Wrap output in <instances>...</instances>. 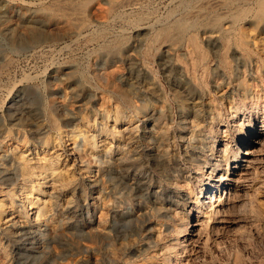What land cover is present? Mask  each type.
<instances>
[{"label": "bare ground", "instance_id": "obj_1", "mask_svg": "<svg viewBox=\"0 0 264 264\" xmlns=\"http://www.w3.org/2000/svg\"><path fill=\"white\" fill-rule=\"evenodd\" d=\"M138 1L6 0L0 30L15 47L60 45L82 36L89 15L108 24L111 14ZM181 6L185 14L133 42L116 33L90 52L84 71L72 58L57 65L54 80L70 84L61 87L63 95L39 99L30 92V100L7 107L0 119V264H12L19 246L29 257L50 256L60 245L63 264L76 263L82 248L109 233L102 192L119 185L128 197L123 207L133 200L123 219L141 218L115 247L123 249L120 264H192L207 244L204 230L228 222L237 229L240 217L223 216L245 207L250 194L264 200V0H184ZM153 56L181 95L174 123L166 103L154 100L163 101L161 91L143 81L152 75ZM209 72L216 78L212 88L220 89L216 98L204 80ZM89 79L99 100L88 94ZM240 145L244 151L234 152ZM85 206L92 222L77 236L75 220ZM72 231L75 248L65 239Z\"/></svg>", "mask_w": 264, "mask_h": 264}, {"label": "rangeland", "instance_id": "obj_2", "mask_svg": "<svg viewBox=\"0 0 264 264\" xmlns=\"http://www.w3.org/2000/svg\"><path fill=\"white\" fill-rule=\"evenodd\" d=\"M23 1L25 2L33 1L35 3L42 1L47 3L50 0H23ZM182 1L184 2V0H139L138 2L132 4L131 6L130 5L125 6L123 7V9L121 8L120 12L116 16L114 15V13L111 15L109 14L110 16L108 17V24L107 23L102 24L95 21V17H94L95 15L91 14L89 15L90 16L89 26H87L84 29L85 31L83 30L82 36L74 37L72 39H67L66 42H63L60 45L58 43V45L54 46L51 45V43H47L45 47L36 50L35 49L31 50L30 48L25 49V48L15 47L13 45V37L8 32L0 30V50H1L0 51V116H1L0 119L1 120L4 119L6 110H8L7 107H9L12 103H14V107H15V102L18 100L19 101L30 100V98L33 96L29 94L30 92L34 94V96H37L39 99H44L43 97L45 98L53 97V96L59 97L63 95L64 86L69 87L70 84L63 85L62 83L54 80L53 76L57 75L56 72L57 65L64 62H69L70 59L72 58L71 59L72 62L73 61L75 63L77 62V64L82 63L81 65L84 64L83 65L84 68H82V70L83 71L86 70L85 67L87 63L89 64L92 62L90 56L92 55L91 53H93L94 49L98 48L100 45H104L105 43L110 42L117 35L122 33L123 37L127 38L128 40L130 39V41L133 42V40L136 38L135 36H138L146 31H150L154 29L157 30L164 23L172 22L173 19L176 20V18L181 17L182 14L186 13V10H184L181 6L183 4ZM104 3L103 4L105 6H108L107 2ZM193 6L191 10H197L199 7L198 4L197 6L195 4ZM6 9H7L6 0L5 1L0 0V15L2 17L6 14ZM138 20L140 21L135 22ZM100 25L105 26L106 28L100 27ZM122 30L124 33L122 32ZM101 32L104 33L101 34ZM116 33L118 34L116 35ZM99 34L101 35L99 36ZM199 39L201 40L202 36ZM201 41L205 46L206 42L203 41V39ZM205 48L208 49L207 46H205ZM88 51L89 53L87 54ZM208 51H209V57H211L212 55L213 58L214 53L209 49ZM68 53L69 54L73 53L74 57L69 55ZM77 59L79 60L76 61ZM158 59H160V57L153 56L152 61L150 62V64H152L150 66L153 69L152 75H150L147 79H144L143 81L150 83L152 85L155 84L154 86H156L161 91L163 101H159L156 99L154 100L158 103L161 102V104L166 103V106H168L167 108H168L169 117L171 118V122L174 123L178 121V118L181 114V108L179 106V103L181 101V95L176 93V91L174 90L175 81L174 79H172V75L170 74V72L163 69V67L159 64L160 60ZM123 69H124L123 74L128 72L127 68L126 69L123 68ZM213 77L214 76L212 72H209V74L207 73V75L205 76L204 80L208 84V88L210 90V96L213 95L212 97L216 98V96H218V91L220 89L214 90L212 88V83L216 79L215 77L214 78ZM57 82L58 84H55ZM91 82L89 85H91L93 89L89 90L88 94L89 95L92 94L95 100H99L98 93L96 95V92H94V88L96 87V84L94 83V81ZM92 84H94V87ZM68 92L72 94L73 90L69 88ZM108 95L111 97L110 93H108ZM98 105L100 104L98 103L97 106ZM234 148H233L234 152H238V150L244 151V147H242V145H240V147L238 148L237 146ZM260 151L261 153L263 152V156H264V149H260ZM230 154H232V152ZM122 186L123 185H119V187L117 188L118 191L116 190V192L109 190H105L104 191L105 193L102 192L103 193L102 196L108 201L109 204L108 217H107L109 233L106 236L102 237L100 243L92 246L93 248L92 247L82 248L81 252L80 253L78 252L75 255V258L77 260L76 263L73 264H79V263L80 264H120V261H123V249L118 248L119 250H115V247H118L120 243H123V240L127 238L128 234H130L133 231V229L137 227V224H139L138 221H141V218L136 219L135 218L136 216H134L133 217L134 219L133 218L130 219L131 222H129V218L123 219V208H126L127 206L131 207L130 203L133 200L131 199L125 201L124 202L125 206L123 207V198L127 200L128 197H123L124 190H122L123 189ZM156 187L157 189L156 188H152V189L158 190L159 187L158 186ZM253 195L254 194H250L249 196L251 197L248 196L250 199L247 197V205L245 207L239 206L238 207L239 209L238 208L236 209V207L234 208L235 209L233 212L234 215L232 213H229L228 215L227 213L226 215L223 216L224 220L227 217L229 218L240 217L239 218L241 220L239 223L240 226L239 227L237 226L239 230H237L238 228L235 229L236 225H233L232 223L229 222L219 228H215V229L209 228L204 230V234H201V238L204 237L202 240L204 239L206 240L207 237L208 245L206 244L207 246L206 245L205 247L203 246V248L200 249L199 252L196 251L195 258L192 261V264H264V202H262L264 200L260 201L258 200L260 199V197L255 195L254 197ZM145 201L143 205L144 207L147 208L149 206V202L151 201V197L148 198V201L147 199H145ZM80 211H82L81 212L82 215H80L78 219L75 220L76 228L73 231L75 232L74 234H77L79 232L87 234L89 230V225L92 222L90 218L91 215L90 208H87L85 206L80 208ZM229 218H227V220H229ZM73 231L70 232V234H67L65 239H67L71 247L75 248L77 244H74L73 240L75 239L77 241V238L73 234ZM202 240L200 239L201 242ZM211 241L214 243H211ZM216 242L217 244L215 245ZM57 249L55 252L51 253L50 256L47 253L46 255L40 253L37 256L24 257L22 256L23 248L20 249L19 246L13 249L14 253L17 255V258L14 259L12 264H63V261L64 262L67 261L65 256L62 255L61 253L63 248L60 245V248L57 247ZM88 256L90 257L88 258ZM119 257H121L122 259H119ZM79 258L82 259L80 260Z\"/></svg>", "mask_w": 264, "mask_h": 264}]
</instances>
